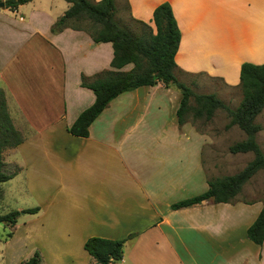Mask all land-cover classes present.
<instances>
[{
	"label": "crops",
	"instance_id": "0c3cea01",
	"mask_svg": "<svg viewBox=\"0 0 264 264\" xmlns=\"http://www.w3.org/2000/svg\"><path fill=\"white\" fill-rule=\"evenodd\" d=\"M0 2V89L23 137L17 148L38 145L40 133L58 127L64 133L48 142L52 170L67 178L51 225L66 226L60 237L79 258L74 264L92 262L83 247L92 236L124 239L114 264H264V241L246 235L264 204L247 196L248 182L230 202L171 207L205 192L208 173L222 159L219 140L188 122L178 126L179 90L157 82L123 92L87 137L71 135L67 128L95 100L81 76L114 69L112 44L95 42L73 21L52 32L70 6L66 0L15 8ZM162 2L180 30L177 77L202 75L238 90L241 64L264 62V0H125L130 20L153 29V10ZM35 214L46 215L42 207Z\"/></svg>",
	"mask_w": 264,
	"mask_h": 264
},
{
	"label": "trees",
	"instance_id": "16d2710c",
	"mask_svg": "<svg viewBox=\"0 0 264 264\" xmlns=\"http://www.w3.org/2000/svg\"><path fill=\"white\" fill-rule=\"evenodd\" d=\"M31 0H5L7 7L15 8ZM70 6L52 26V32L61 31L75 22L74 29H84L95 42H110L113 47L111 67L96 73L91 78L81 76V85L92 90L95 100L84 109L75 121L67 128L74 136L87 137L89 126L102 110L119 94L134 90L140 86H153L162 82L173 86L181 94L176 111L178 126L186 122L185 115L190 110V99L195 105L193 115L211 119L214 111L222 108L229 116L226 127L237 125L245 138L230 145L231 153L252 152L253 158L243 169L232 175H223L208 179V189L196 196L186 198L171 205L172 209L189 207L211 199L214 202H230L241 191L255 173L264 169V152L256 140L261 124L255 121L264 109V62L255 64L243 62L240 66L239 87L242 98L239 105L232 109L215 94L194 93L191 88L175 75L174 55L180 41V30L168 2L158 4L153 10L154 29L142 22H135L145 29L133 33L121 26L115 19V0H66ZM127 7V5H126ZM88 22L89 29L80 25ZM132 64L130 70H121ZM23 140L21 133L14 127L9 116L5 95L0 89V183L7 181L16 173L5 171L2 153L6 149L17 147ZM38 207L21 211L15 210L0 215V223L14 226L21 213L35 214ZM247 237L261 245L264 241V204L255 220L246 230ZM124 239H108L92 236L85 240L83 247L91 256L89 264H114L122 259ZM20 264H41L40 253H34Z\"/></svg>",
	"mask_w": 264,
	"mask_h": 264
},
{
	"label": "rangeland",
	"instance_id": "374dc122",
	"mask_svg": "<svg viewBox=\"0 0 264 264\" xmlns=\"http://www.w3.org/2000/svg\"><path fill=\"white\" fill-rule=\"evenodd\" d=\"M115 3L117 6L115 19L119 24L133 33L143 32L145 28L142 25L130 20L125 0H115ZM80 25L86 29L90 27L87 21ZM177 78L187 84L194 93L215 94L232 109L239 105L242 98L240 89L227 88L214 78L202 75ZM194 105V100L191 98V108L185 115L186 122L203 134L219 140L216 154L218 159H222L218 161L215 171L208 173L210 178L229 173L232 175L243 169L253 158V153L249 151L232 154L229 147L243 140L244 132L237 125L226 127L229 116L224 109H216L212 118L207 120L204 116L196 118L193 115ZM255 121L262 127L256 134V140L264 152V109ZM50 132L40 133L37 136L38 145L32 143L20 151L16 147L6 149L2 153L7 173L15 171L17 165L22 168L21 170L17 168L13 177L0 183V215L32 207H42L46 215L40 217V214L21 213L14 226L0 223V264H20L36 250L40 253L41 264H74L79 259L73 255V251L68 253L70 242L60 237L62 230L65 232L67 229L66 226L51 225L52 212L65 197V192L59 190L62 185L60 180L66 181L67 178L60 177L57 170H52L49 157L52 147L48 144L51 139L63 137L64 133L60 127ZM248 184L250 187L247 196L251 198L260 196L264 201V169L255 173Z\"/></svg>",
	"mask_w": 264,
	"mask_h": 264
},
{
	"label": "water",
	"instance_id": "95a60500",
	"mask_svg": "<svg viewBox=\"0 0 264 264\" xmlns=\"http://www.w3.org/2000/svg\"><path fill=\"white\" fill-rule=\"evenodd\" d=\"M4 4L2 2H0V6H3Z\"/></svg>",
	"mask_w": 264,
	"mask_h": 264
}]
</instances>
